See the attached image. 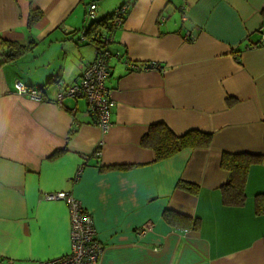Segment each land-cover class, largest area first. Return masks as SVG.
<instances>
[{"label": "crops", "instance_id": "obj_1", "mask_svg": "<svg viewBox=\"0 0 264 264\" xmlns=\"http://www.w3.org/2000/svg\"><path fill=\"white\" fill-rule=\"evenodd\" d=\"M130 2L108 45L115 56L106 86L115 104L104 131L84 98L54 102L95 58L84 36L93 20ZM262 5L0 0V39L33 45L0 64V264L69 252L68 207L43 199L61 190L92 214L99 264H264V214L254 205L264 193ZM31 9L42 15L29 27ZM17 81L44 99L16 93ZM157 122L175 135L209 133L211 141L156 160L141 138ZM224 153L260 158L247 168L239 206L222 202ZM172 214L189 219L188 227Z\"/></svg>", "mask_w": 264, "mask_h": 264}, {"label": "built area", "instance_id": "obj_2", "mask_svg": "<svg viewBox=\"0 0 264 264\" xmlns=\"http://www.w3.org/2000/svg\"><path fill=\"white\" fill-rule=\"evenodd\" d=\"M132 3L118 6L113 12L114 27H119L124 15ZM264 6V5H262ZM96 5L88 4L86 16L94 19ZM264 10V9H262ZM262 36L260 43L264 44V24H262ZM105 41V39H103ZM95 58L85 64L84 70L78 77V81L67 85L61 90L55 99V104L61 105L65 97L84 98L87 102L88 110L95 117V123L104 131L110 127V111L115 102L111 96V92L106 86L108 76L111 74V60L115 56L105 47L94 45ZM16 93L26 95L31 99L42 101L44 96L39 89L26 87L21 82L15 84ZM100 145L96 148L95 155L101 153ZM83 164L78 167V174L81 172ZM45 201H62L68 207L69 215V235L70 247L69 252L39 264H99L103 253V246L98 241L93 224L94 219L90 212L84 208L79 200L67 191L47 192L43 195ZM2 257L0 256V263Z\"/></svg>", "mask_w": 264, "mask_h": 264}, {"label": "trees", "instance_id": "obj_3", "mask_svg": "<svg viewBox=\"0 0 264 264\" xmlns=\"http://www.w3.org/2000/svg\"><path fill=\"white\" fill-rule=\"evenodd\" d=\"M41 15L42 12L40 10L31 9L27 19L28 26H32ZM112 15L101 20H93L90 27L85 31L84 36L93 44V47L96 45L109 50L108 45L115 29L113 28ZM102 29H104V32H102ZM32 48V44L25 45L0 39V64L14 60L17 56L32 50ZM142 136L141 145L152 149L156 160L166 159L184 148L206 147L211 141V134L199 130L195 131V129L188 130L184 134L175 135L166 124L161 122L151 124L148 131ZM259 160V156L247 153H224L221 156V167L228 172V179L221 186L220 193L224 205L239 206L244 203V180L248 172L247 168ZM254 205L258 214H264V193L257 195ZM170 217L171 219L175 217L178 223L179 221H183L182 226L188 227L189 219L178 214H172ZM196 222H192L194 228L197 227Z\"/></svg>", "mask_w": 264, "mask_h": 264}, {"label": "rangeland", "instance_id": "obj_4", "mask_svg": "<svg viewBox=\"0 0 264 264\" xmlns=\"http://www.w3.org/2000/svg\"><path fill=\"white\" fill-rule=\"evenodd\" d=\"M87 20H88V21H92L93 19H89V18H87Z\"/></svg>", "mask_w": 264, "mask_h": 264}]
</instances>
